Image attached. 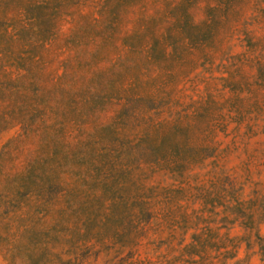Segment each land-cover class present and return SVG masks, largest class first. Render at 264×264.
<instances>
[{
	"label": "rangeland",
	"instance_id": "rangeland-1",
	"mask_svg": "<svg viewBox=\"0 0 264 264\" xmlns=\"http://www.w3.org/2000/svg\"><path fill=\"white\" fill-rule=\"evenodd\" d=\"M0 264H264V0H0Z\"/></svg>",
	"mask_w": 264,
	"mask_h": 264
},
{
	"label": "trees",
	"instance_id": "trees-1",
	"mask_svg": "<svg viewBox=\"0 0 264 264\" xmlns=\"http://www.w3.org/2000/svg\"><path fill=\"white\" fill-rule=\"evenodd\" d=\"M3 39H4V33L0 32V45H1L2 41H3ZM262 260H264V253H262Z\"/></svg>",
	"mask_w": 264,
	"mask_h": 264
}]
</instances>
